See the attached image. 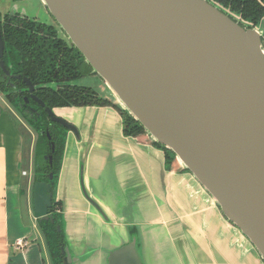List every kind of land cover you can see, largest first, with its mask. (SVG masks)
Here are the masks:
<instances>
[{
	"label": "water",
	"instance_id": "1",
	"mask_svg": "<svg viewBox=\"0 0 264 264\" xmlns=\"http://www.w3.org/2000/svg\"><path fill=\"white\" fill-rule=\"evenodd\" d=\"M41 2L101 78V96L108 95L153 142L174 154L264 263V49L260 34L242 28L206 0ZM2 53L0 37V57ZM0 69L4 77H18L10 74L2 60ZM23 81L30 98L44 106L32 94L31 82L26 77ZM44 109L52 121L79 137L76 125L59 117L56 108ZM79 171L82 195L111 224L112 232L85 229L75 242L66 230L63 205L67 244L61 249L62 264H173L153 251L146 226L131 214L132 203L120 201L111 208L116 216L111 218L87 193L82 163ZM50 188L41 181L31 184L36 222L49 219ZM114 222L124 224L122 234ZM219 261L215 264H235Z\"/></svg>",
	"mask_w": 264,
	"mask_h": 264
},
{
	"label": "crops",
	"instance_id": "2",
	"mask_svg": "<svg viewBox=\"0 0 264 264\" xmlns=\"http://www.w3.org/2000/svg\"><path fill=\"white\" fill-rule=\"evenodd\" d=\"M99 86L102 89L101 82ZM0 107V264H46L42 258L47 252L45 243L31 205L33 138L27 136L29 127L5 99ZM55 111L79 130L78 138L67 134L56 186L72 240L77 242L85 229L112 232L111 224L81 193L82 163L89 196L114 219L112 207L120 201L132 203L131 214L146 226V239L153 251L161 257L169 253L168 263L215 264L225 260L262 264L253 247L224 219L188 171L176 161L166 169L162 149L146 133L123 135L116 108L64 107ZM114 225L122 234L124 224ZM19 238L28 244L16 248ZM198 253L207 257L199 260L195 256Z\"/></svg>",
	"mask_w": 264,
	"mask_h": 264
},
{
	"label": "trees",
	"instance_id": "3",
	"mask_svg": "<svg viewBox=\"0 0 264 264\" xmlns=\"http://www.w3.org/2000/svg\"><path fill=\"white\" fill-rule=\"evenodd\" d=\"M0 37L3 42L0 60L10 74L18 76L17 78L4 77L0 69V92L6 102L36 134L33 147L35 173L43 168H51L54 172L53 181L57 180L66 130L56 124H50L52 122L44 108L30 98L23 77L31 82L32 94L46 107L53 109L111 106L116 108L121 116L122 132L125 136L135 137L144 133L143 127L128 113L120 110L110 100L99 96L92 88L75 83L76 79L85 74L84 69L92 68L72 44L57 36L53 26L27 17L0 15ZM82 65H85L84 69ZM24 97L28 98L27 102L24 101ZM45 129H48L50 136L55 140L53 152L49 149ZM153 144L162 149L165 168L169 169L175 161L174 154L156 142ZM50 153L53 160L52 167H49L47 161H42V155ZM38 174L37 172L35 177ZM56 225L59 226V232L56 231L54 224L43 220L37 222L52 264H57L59 246L67 244L63 231L62 213L59 214Z\"/></svg>",
	"mask_w": 264,
	"mask_h": 264
},
{
	"label": "flooded vegetation",
	"instance_id": "4",
	"mask_svg": "<svg viewBox=\"0 0 264 264\" xmlns=\"http://www.w3.org/2000/svg\"><path fill=\"white\" fill-rule=\"evenodd\" d=\"M13 1L16 2V1H21V0H13ZM206 1L209 4L213 5L214 7H216L220 12H222L223 14L228 16L230 19H232L234 22H236L242 28L256 30L260 34L261 44H262L263 49H264V28H261V26H260L262 24V22L264 23V0H206ZM38 2H39V6H41V5L44 6V4L41 2V0H38ZM15 6H17V5H15ZM17 8H18V6H17ZM44 8H46V7L44 6ZM45 10L48 11L47 8ZM48 13H49V11H48ZM0 15L2 17L5 16V15H7V16L27 17V18L33 19V20H35L37 22L44 23L45 25H51L56 30L57 36L64 38L63 36L60 35L59 29L56 26H54L53 24L41 21L35 15L34 16H29V15L25 14L22 11L19 12V13L16 12V11L8 12V13L0 12ZM65 37H66V35H65ZM64 39L67 40V42L70 43V41L67 39V37L64 38ZM84 67H85V65H82L83 69H84ZM83 71L85 73L83 76L91 75L92 77L96 78L95 77L96 74L93 72L92 69H84ZM100 82L101 81H99L98 83H100ZM83 86H86V85H83ZM88 87L92 88L95 92H97L93 87H91V86H88ZM97 94L99 96H101L98 92H97ZM41 107L44 108V106H41ZM97 107H107V106H97ZM56 108H64V107H56ZM44 111H45V109H44ZM45 113H46V111H45ZM46 115H47V113H46ZM58 116L60 117V115H58ZM47 117H48V115H47ZM61 118H62V116H61ZM49 120L52 122V123H50L51 125L52 124H56L57 126H60V127H62V129L66 130V138H65V142H64V146H63V154H62V160H61V165H60V170H61L62 161H63V155H64L66 141H67V134H68L69 131L64 126L60 125L59 123L52 121L50 118H49ZM65 120L67 122H71V121H69L66 118H65ZM29 130L32 131V129L30 127H29ZM44 133H45V135L47 137L49 149H50L51 152H53L55 150V140L52 139V137L50 136V134L48 132V129H45ZM33 136L34 137H33V140H32V147H34L36 134L34 133ZM31 159H32L31 184L34 181H39V182L41 181V182L49 183L50 186H51V188H50V192L52 194L51 206L47 210V215L49 216V219L43 220V221L49 222L50 224H54L56 231L59 232V226L56 225V222H57V218L59 217V214L62 213V211H63V203L56 196V186H57V180H58V177H59L60 170H59V173H58L56 181H53L54 180V178H53L54 172L52 171L51 168H43L42 170L37 171L39 174H38V176L36 175V177H35V174H37V172L35 173L36 170L34 169L35 161L33 159V148H32V158ZM42 161L43 162L47 161L49 167H52V163H53L52 162L53 161L52 160V154L51 153L50 154H46V155L43 154L42 155ZM34 178H38V179L34 180ZM50 218L52 219V221L50 220ZM62 218H63V215H62ZM55 220H56V222H55ZM43 238L44 237L42 236V239ZM43 241H44V239H43ZM64 247H66L65 244L59 246V257H58V260H57V264H62V260H63L64 254L61 253V249L64 248ZM262 264H264V263L262 262Z\"/></svg>",
	"mask_w": 264,
	"mask_h": 264
},
{
	"label": "rangeland",
	"instance_id": "5",
	"mask_svg": "<svg viewBox=\"0 0 264 264\" xmlns=\"http://www.w3.org/2000/svg\"><path fill=\"white\" fill-rule=\"evenodd\" d=\"M15 5H17L18 8ZM45 9L46 8H44L43 5L39 6L38 0H21V1H16V2H14L13 0H0V12L8 13V12L16 11V12L19 13V12L22 11V12H24L25 14H27L29 16H34L35 15L41 21H44V22H47V23H50V24H53L54 26H56L59 29L60 35L63 36L64 38H66L65 34L60 30V28L57 25V23L54 20V18ZM260 26H261V28H264V23L262 22V24ZM95 77L96 78L92 77L91 75H86V76H83V77H81L79 79H76L75 83L80 84V85L91 86L100 95H103V91L102 92L100 91L101 90V86H99V83H98L99 81H101V83H103V82H102L101 78L97 74H96ZM105 98L107 99V97H105ZM0 106H4V96H0ZM14 112L19 117L18 113L16 111H14ZM26 134H27V136H29L31 138V140L34 137L33 136L34 133L32 131H30V130H28V132ZM142 134H145V131ZM27 139H28V137H27ZM40 235H41V233H40ZM165 254L167 255V257H170L169 253L164 252V255ZM195 256L198 257L199 260H202L205 257H207L206 255H202V254H197ZM167 257H164L166 261L169 260ZM214 257H216V253L215 252H214ZM42 258H43V260H44V262L46 264H51L50 257L47 254V252L44 251V256H42Z\"/></svg>",
	"mask_w": 264,
	"mask_h": 264
},
{
	"label": "built area",
	"instance_id": "6",
	"mask_svg": "<svg viewBox=\"0 0 264 264\" xmlns=\"http://www.w3.org/2000/svg\"><path fill=\"white\" fill-rule=\"evenodd\" d=\"M23 173H25V172H23ZM27 244H28V242L24 238H19L15 241L16 248H21Z\"/></svg>",
	"mask_w": 264,
	"mask_h": 264
}]
</instances>
